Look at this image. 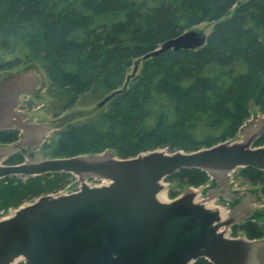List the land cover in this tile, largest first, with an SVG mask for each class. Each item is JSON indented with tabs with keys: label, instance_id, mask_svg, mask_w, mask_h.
<instances>
[{
	"label": "trees",
	"instance_id": "trees-1",
	"mask_svg": "<svg viewBox=\"0 0 264 264\" xmlns=\"http://www.w3.org/2000/svg\"><path fill=\"white\" fill-rule=\"evenodd\" d=\"M211 21L203 47L144 59L163 42ZM21 48L59 89L61 111L92 90L114 93L96 117L57 131L45 144L51 157L193 152L233 141L250 119L252 103L264 114V0H0V50L9 57L0 70L20 65ZM138 59L141 65L129 74ZM19 139L18 129H0V145ZM253 145H264V134ZM23 161L19 151L6 160ZM238 175L264 195V171L244 167ZM71 179L65 172L0 179V217L63 190ZM210 180L198 168L165 178L196 188ZM179 194L170 191L172 199ZM238 232L264 238L255 219L234 225ZM194 264L212 263L201 258Z\"/></svg>",
	"mask_w": 264,
	"mask_h": 264
},
{
	"label": "water",
	"instance_id": "water-1",
	"mask_svg": "<svg viewBox=\"0 0 264 264\" xmlns=\"http://www.w3.org/2000/svg\"><path fill=\"white\" fill-rule=\"evenodd\" d=\"M207 36L185 31L144 59L168 50L199 49ZM137 69L136 63L133 74ZM21 73L0 82V129L22 132L18 142L0 148V179L65 172L78 177L80 189L42 195L0 218V264H194L201 258L212 264H263L264 239L228 235L249 213L247 205L223 215L220 207L207 204L215 195L197 201L194 187L169 201L160 196L165 178L182 169L207 171L221 190L230 188L228 176L237 169L264 171V145H253L264 134V118L241 141L193 152L157 149L130 158L105 152L40 161L28 156L8 164L19 148L37 147L46 132L43 124H27L16 113L24 87L30 92L38 84ZM88 178L107 183L92 186Z\"/></svg>",
	"mask_w": 264,
	"mask_h": 264
},
{
	"label": "rangeland",
	"instance_id": "rangeland-1",
	"mask_svg": "<svg viewBox=\"0 0 264 264\" xmlns=\"http://www.w3.org/2000/svg\"><path fill=\"white\" fill-rule=\"evenodd\" d=\"M244 1V0H240ZM215 22H204L200 25L194 26L192 29L202 31L205 35H209ZM18 56L20 58V65L8 69L0 70V82L5 77L12 76L17 73L22 75H30L33 79L37 80L38 84H34L36 90H32L28 87L18 99V107L16 108V113L21 116L23 122L27 124H43L46 128L43 141L38 144L37 147L33 149L29 148H19L18 151L25 155V158L32 157L34 161H40L44 159L51 158L50 150L45 148V144L53 142L57 137V131L62 129L68 123H81L85 122L91 118L96 117L102 110L105 109V105L102 107H97L98 103L101 102L107 95L100 94L96 90L87 92L83 94L78 102L71 108L61 111L62 107V95L55 86H53L48 78L47 72L44 70L42 63L32 57L27 53L24 48H21L18 51ZM9 58L8 56H2L0 50V63L5 59ZM138 68L142 63V59L136 60ZM133 73V69H130L129 74ZM33 84V82H32ZM251 117L246 122V124L241 128L238 135L234 140L241 141L250 133L251 129L255 128L261 120L264 118V115L255 107L252 103L250 105ZM4 145H0V148ZM112 153V152H111ZM239 169L233 171L229 178V187H226L224 194L215 198L210 207L219 206L223 209L224 214H228L231 209H233L237 204H242L246 201L247 206L249 207V213L245 214L244 219L252 217L264 226V195L261 192V188L253 186L251 183L244 181L238 175ZM87 183L90 185L101 184V181L96 180L95 178L86 179ZM166 189L161 193L163 201L171 200L170 191H178L182 195L190 189L187 185H181L179 183H168L164 181ZM79 187V179L75 176V179H71L70 183L66 187V192L74 191ZM214 188L213 180H210L207 184L199 188L200 196L203 197L207 192ZM219 187L217 188V190ZM235 193H240L241 196H236ZM228 194V196H226ZM231 197H241L240 199H232ZM255 202V203H251ZM14 212V209H9L8 212L2 214V217L10 215ZM254 216V217H253ZM229 236H242L245 235L243 232H238L237 235L233 233V227L229 229ZM259 259L264 264V252L261 251Z\"/></svg>",
	"mask_w": 264,
	"mask_h": 264
},
{
	"label": "crops",
	"instance_id": "crops-1",
	"mask_svg": "<svg viewBox=\"0 0 264 264\" xmlns=\"http://www.w3.org/2000/svg\"><path fill=\"white\" fill-rule=\"evenodd\" d=\"M213 184H214V188L208 192L209 195H215V196L218 197V196H221L222 194H224L225 190H221L220 188L219 189H220L221 193L219 194V191L217 190V188L219 187L217 182L213 181ZM226 196H228V194ZM237 198L238 197H234V200L237 199Z\"/></svg>",
	"mask_w": 264,
	"mask_h": 264
},
{
	"label": "flooded vegetation",
	"instance_id": "flooded-vegetation-1",
	"mask_svg": "<svg viewBox=\"0 0 264 264\" xmlns=\"http://www.w3.org/2000/svg\"><path fill=\"white\" fill-rule=\"evenodd\" d=\"M218 191H219V194H220V193H221L220 189H218ZM218 191H217V192H218ZM207 193H208V192H207ZM236 196H241V194H240V193H239V194H236ZM233 198H234V197H233ZM233 198H232V199H233ZM238 198L240 199L241 197H238ZM245 203H246V201H245ZM251 203L253 204L254 202H251ZM238 205H239V204H238ZM238 205H237V206H238ZM245 205H247V204H245ZM250 218H251V217H249V218H247V219H244V220H248V219H250Z\"/></svg>",
	"mask_w": 264,
	"mask_h": 264
},
{
	"label": "bare ground",
	"instance_id": "bare-ground-1",
	"mask_svg": "<svg viewBox=\"0 0 264 264\" xmlns=\"http://www.w3.org/2000/svg\"><path fill=\"white\" fill-rule=\"evenodd\" d=\"M160 198L162 199L163 197H162V196H160Z\"/></svg>",
	"mask_w": 264,
	"mask_h": 264
}]
</instances>
